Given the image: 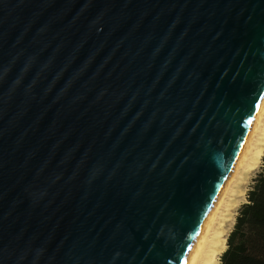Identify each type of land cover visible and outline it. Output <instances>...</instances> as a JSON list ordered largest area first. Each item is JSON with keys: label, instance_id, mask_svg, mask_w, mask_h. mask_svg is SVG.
<instances>
[{"label": "water", "instance_id": "1", "mask_svg": "<svg viewBox=\"0 0 264 264\" xmlns=\"http://www.w3.org/2000/svg\"><path fill=\"white\" fill-rule=\"evenodd\" d=\"M264 90V0H0V264H181Z\"/></svg>", "mask_w": 264, "mask_h": 264}, {"label": "bare ground", "instance_id": "2", "mask_svg": "<svg viewBox=\"0 0 264 264\" xmlns=\"http://www.w3.org/2000/svg\"><path fill=\"white\" fill-rule=\"evenodd\" d=\"M263 143L264 90L223 183L198 226L181 264H217L226 241L224 232L228 217L224 212L232 206L226 197L232 192L231 184L236 182L242 173L253 169L263 152Z\"/></svg>", "mask_w": 264, "mask_h": 264}, {"label": "trees", "instance_id": "3", "mask_svg": "<svg viewBox=\"0 0 264 264\" xmlns=\"http://www.w3.org/2000/svg\"><path fill=\"white\" fill-rule=\"evenodd\" d=\"M226 238L220 264H264V155Z\"/></svg>", "mask_w": 264, "mask_h": 264}, {"label": "rangeland", "instance_id": "4", "mask_svg": "<svg viewBox=\"0 0 264 264\" xmlns=\"http://www.w3.org/2000/svg\"><path fill=\"white\" fill-rule=\"evenodd\" d=\"M263 155H264V143H263V152L261 156L258 158V161L256 162L253 169L242 173L241 176L237 179V181L231 184L232 192L228 194V196L226 197V200L230 201L232 203V206L230 210H225L224 212L225 214H227V217H228L226 221L225 232H224L225 238H227L228 233L233 228L235 217L238 213L239 207L243 203L247 202V191L250 189L253 183V179L255 178L256 174L260 171V168L263 162L262 160ZM236 187L237 189H235ZM225 248H226V241H225V247L223 248L221 253L224 251ZM220 255L218 256L217 264H220Z\"/></svg>", "mask_w": 264, "mask_h": 264}]
</instances>
